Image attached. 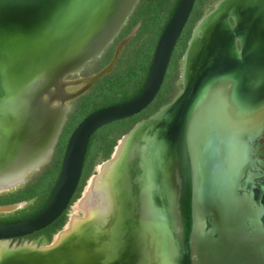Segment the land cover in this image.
Instances as JSON below:
<instances>
[{
    "label": "water",
    "instance_id": "1",
    "mask_svg": "<svg viewBox=\"0 0 264 264\" xmlns=\"http://www.w3.org/2000/svg\"><path fill=\"white\" fill-rule=\"evenodd\" d=\"M137 2L0 0V192L47 162L68 101L110 72L135 30L102 69L65 77L101 55ZM194 2L177 0L141 89L90 112L72 130L42 208L0 222V264H264V202H256V188L244 180L251 142L264 128V0H218L204 13L182 55L181 90L137 121L100 163L117 161L112 177L130 194L116 203L117 240L107 251L90 235L56 240L65 225L47 244H10L70 206L94 131L151 103ZM20 205H0V212Z\"/></svg>",
    "mask_w": 264,
    "mask_h": 264
},
{
    "label": "trees",
    "instance_id": "2",
    "mask_svg": "<svg viewBox=\"0 0 264 264\" xmlns=\"http://www.w3.org/2000/svg\"><path fill=\"white\" fill-rule=\"evenodd\" d=\"M207 1L208 0H199V3L197 4V6L198 5L200 6L201 4H203ZM217 1L218 0H211L208 3V6L206 7V10L204 12L209 11ZM164 2H165V0H138V2L136 3V6L134 7L131 15L127 19V23L129 22L127 24L128 26H125V28L122 30L121 35L128 33L129 30L132 28V26L136 22H140V25L142 28L143 24H146L151 18H153L155 16V13H156L155 10L159 6H162V4ZM176 2H177V0L172 1L171 5L168 9L166 19L164 20L163 24L161 25V28L157 34L156 39L161 34L165 24L167 23L170 15L172 14L173 9L176 5ZM197 6L195 7V12L197 10ZM194 24L195 23H193V25ZM191 28H192V26H191ZM190 29H189L188 33L186 34L187 26L185 27L184 39L181 42L179 50H177V52L175 54V58L173 61V74L169 77V79L172 83V88H173L172 92L169 94V96L165 100L157 101L158 103L152 109H150V111H147L145 113H138L136 115L127 117L126 118L127 120L124 119L127 121V124L123 129L110 130V131L104 133L95 143L96 146L94 148L93 153H91V155L89 154L90 156H88L87 154H88L91 142H88L87 152L85 154V159H84L83 167H82L81 178H80L78 187L76 189V192L73 195L69 205H71V203L80 196L81 190L84 186V183L86 182V178L90 174H93V172H94V166L110 157V155L114 149V146L117 144V141L121 138V136L123 134H125L126 132H128L140 118L147 117L148 115H151L156 110H158V108L160 106L169 102L173 98V96L180 90L181 85L179 83L178 73L180 70L181 55L185 49L186 41L190 35ZM144 36H146V32L141 31V30L137 31L135 37L129 41L127 47L123 50V53H122V55L118 61V64L114 68V70L111 71L106 76H104V77L111 76V78H114V80H115L114 84H111V86L106 87V90L95 91V89L98 88V87H96V85L100 82V80H102V79H100L99 82L97 84H95L89 91L78 96L77 98H75L72 101L71 109L68 111V113L66 115V119L64 121L60 135L62 134L63 129H65V127H67V123H68L69 119L74 116V114H75L74 112L77 111V109H82L83 111H85V113L83 114V116L81 118H79L78 121L75 122L73 127H75L78 124V122L82 118H84L87 114H89L90 112H92V111H94L100 107H104L107 105H111V104H115V103L125 101V100L131 98L132 96H134V94H136L139 91L140 85H141L142 81L144 80L145 74L148 70L151 54H152V51L154 48V44L156 42V39H155L151 51L149 52V54L147 53V56L145 59V64H144L145 69L141 73V74L144 73L143 77L141 78V80H139L140 78L137 77L136 78L137 81L134 82L131 79V76L133 75L132 74V71L134 69L133 67H134L135 63H137L139 56L142 53L141 54L133 53V51L131 50V45L142 42L144 39ZM182 43H183V45H182ZM129 51H132L133 54H131ZM100 65H102V64H100ZM175 71H176V74H175L176 80H172ZM106 91L114 92L116 94L115 98L111 101H108V102L95 101L96 103L94 105H92V107H90V108L86 107V102H85L86 99L100 96V93H104ZM73 129H71L70 132L67 133L68 136L70 135V133L72 132ZM60 135H59V138H60ZM57 142H58V140H57ZM57 142H56V145H57ZM64 149H65V147H64ZM51 157H52V155L50 156L48 161L46 163H44L37 171L30 173L27 176L25 182L22 183L21 185H19L17 188L0 193V205L13 204V203L21 202V201L27 202V205L23 206L20 209H17L13 212L0 214V222H10V221H16V220L24 219L26 217L33 215L39 209L42 208V206L45 204L46 199L48 198V196L51 192L53 184H54L56 177L58 175L60 165H61V160H62V156H61L59 163L56 164L55 170L52 172V174L53 173L54 174L52 175L51 178H49L50 180H45V178L48 177L50 174V170H49L50 162H49V160L51 159ZM48 181H49V183H48ZM45 183H48L47 191H44ZM43 192H44V194H43ZM42 194H43V196H42ZM65 212L61 216H59L55 221H53L50 225L39 230L38 232L31 234L30 236L32 237V236H36L38 234H42L43 238L38 240V242L45 243V244L49 243L52 239L53 234L56 233L59 229H61L62 226L65 224L66 219H67Z\"/></svg>",
    "mask_w": 264,
    "mask_h": 264
},
{
    "label": "rangeland",
    "instance_id": "3",
    "mask_svg": "<svg viewBox=\"0 0 264 264\" xmlns=\"http://www.w3.org/2000/svg\"><path fill=\"white\" fill-rule=\"evenodd\" d=\"M172 1L173 0H165V2L162 4V6H159L155 10L156 13H155V16L153 18H151L146 24H143L142 28H141V25L139 26V28H138L137 31L141 30V31L146 32V36H144V39L142 41L143 45H145V46L143 48V53L139 56V59H138L137 63H135V65H134L133 68H139V67L140 68H144V64H145V59H146L147 53L150 51V49H152L154 40L157 37V34H158V32H159V30L161 28V25L163 24L164 20L166 19V16H167V13H168V9H169ZM210 1L211 0H208L207 2L201 4L200 6L199 5L197 6V4L199 3V0H195L194 5H193V8H192V11H191V13H190V15L188 17V20H187L184 28L182 29V32H181L180 36L178 37V40H177V42H176V44L174 46V51L172 53V56H171L169 65H168V67L166 69V72H165V75H164V80L162 81V85H161L158 93L156 94L155 98L153 99V101L146 108H144L140 113H145L147 111H150V109H152L158 103L157 101H159V100H165L169 96V94L172 92V89L173 88H172V83H171L169 77L173 74V61H174V58H175V54H176L177 50H179V47L181 45V42L184 39L185 27L187 26V32H186V34H187L188 31H189V29L192 26V28L190 29V35H191L192 29L194 28V26L197 23V21L200 19V17L204 13H206L204 11L206 10V7L208 6V3ZM196 6H197V10L195 12V7ZM193 23H195V24L193 25ZM182 45H183V43H182ZM175 74H176V71H175V73L173 75V79L172 80H176ZM136 78L137 77H135V76L134 77L131 76V79L134 82L137 81ZM178 78H179V73H178ZM98 82L99 81H97L96 84ZM114 82H115V80H114V78H111V76L104 77L96 85V87H98V88L95 89V91H98V90H106V87L111 86V84H114ZM115 95L116 94L114 92H110V91H106L104 93H100V96L86 99V101H85L86 102V107L87 108L92 107V105H94L96 103L95 101H98V102H108V101H111V100H113L115 98ZM74 113H75L74 116L69 119V121L67 123V127H65V129H63L61 135L59 134L60 135V138L58 137L57 145L55 144L56 146L54 147L53 152L51 154L52 157L49 160V162H50V167H49L50 174H49L48 177L45 178V180H50L49 178H51L52 175L54 174V173L52 174V172L55 170L56 164H58L59 161H60V157L63 154L64 147H65L66 142H67L68 137H69L67 133H69L71 129L75 128V127H73V125L75 124L76 121L79 120V118H81L83 116V114L85 113V111H83L82 109H77V111H75ZM124 119H126V118H124ZM124 119L112 121L110 123H107V124L101 126L97 130H95L94 133L91 135V137L89 139V142H91V143H90V147H89V151H88V154L87 155L90 156L91 153H93L94 148L96 146L95 143L97 142V140L104 133H106V132H108L110 130L123 129L126 126V124H127V121H126L127 119L126 120H124ZM241 136H242V133L241 132H238L237 133V141L239 143H240V140H241ZM86 152H87V150H86ZM50 156H49V158H50ZM96 173H97V171L94 170L93 174H96ZM91 175L92 174H90L86 178V182L84 183V186H83V188L81 190L80 196L77 199H75L71 203L70 207L68 208V211H67L68 214H67L66 222L69 220L70 215L74 211L73 210L74 205L82 197L84 188H85V186L87 184V181L91 177ZM48 183H49V181H48ZM48 183H45L44 191H47V188H48L47 185H48ZM43 194H44V192H43ZM43 194H42V196H43ZM19 203L21 205L17 209H20L23 206H26L27 205V202L26 201H21ZM243 205L244 206H247L246 207L247 209L248 208L249 209L251 208V205L249 204L248 201H246ZM17 209H15V210H17ZM15 210H13V211H15ZM13 211H10V212H13ZM4 213H9V212H0V214H4ZM79 213L82 214L81 212H79Z\"/></svg>",
    "mask_w": 264,
    "mask_h": 264
},
{
    "label": "bare ground",
    "instance_id": "4",
    "mask_svg": "<svg viewBox=\"0 0 264 264\" xmlns=\"http://www.w3.org/2000/svg\"><path fill=\"white\" fill-rule=\"evenodd\" d=\"M122 143L117 147V153L122 148ZM114 164H117V161L96 165L97 174L92 175L87 181L82 197L74 205V211L64 230L55 236L56 240H61L65 234L70 236L80 233L85 238L90 235L92 241L102 240L99 247L106 251L111 247L113 240H117L116 226L119 224L120 211L117 210L116 203L122 195L127 198L130 194L124 191L121 183H115L112 177ZM134 245L132 242L131 250L134 249ZM2 248L3 245L0 244V252Z\"/></svg>",
    "mask_w": 264,
    "mask_h": 264
},
{
    "label": "flooded vegetation",
    "instance_id": "5",
    "mask_svg": "<svg viewBox=\"0 0 264 264\" xmlns=\"http://www.w3.org/2000/svg\"><path fill=\"white\" fill-rule=\"evenodd\" d=\"M136 6V5H135ZM134 9V8H133ZM133 11V10H132ZM132 13V12H131ZM131 13H130V15H131ZM129 15V16H130ZM129 16L127 17V19L129 18ZM127 19H126V21L124 22V24L120 27V29H119V31H118V33H117V35L112 39V41L109 43V44H107L106 46H105V48H104V50H103V52L101 53V55L99 56V57H96V58H94V59H92V60H90V61H88V62H86L85 64H84V66H83V68H82V70L79 72V73H77V74H72V75H68V76H66L65 77V79H69V80H73V79H76V78H79V77H88V76H90V75H92V74H94V73H96L97 71H99L100 69H102L106 64H108L109 63V61L112 59V57H113V55H114V53H115V51H116V48H117V46L119 45V43L123 40V39H125L129 34H131L132 33V31L133 30H135V33L131 36V37H129L128 39H127V41L122 45V47H121V50H120V53H119V56H118V58H117V60H116V62H115V64H114V66L112 67V69L110 70V72L111 71H113L114 70V68L116 67V65L118 64V61H119V59H120V57H121V55H122V53H123V50L127 47V45H128V43H129V41L132 39V38H134L135 37V35H136V32H137V30H138V28H139V26H140V22H136L133 26H132V28L129 30V32L128 33H126V34H124V35H121V33H122V30L125 28V26H128L127 24L129 23H127ZM192 33V32H191ZM180 36V35H179ZM191 36V35H190ZM190 36L188 37V39H187V41H186V46H187V42H188V40H189V38H190ZM159 37V36H158ZM158 39V38H157ZM157 39H156V42H157ZM178 40V39H177ZM156 42H155V44H154V48H155V45H156ZM177 42V41H176ZM176 44V43H175ZM144 46L145 45H143V43L142 42H139V43H137V44H133V45H131V50L133 51V53H138V54H141V53H143V48H144ZM186 46H185V49H186ZM154 48H153V51H154ZM185 49H184V51H185ZM132 51H129L131 54H133L132 53ZM150 51H151V49H150ZM149 51V52H150ZM153 51H152V54H151V58H152V55H153ZM173 51H174V48H173ZM173 51H172V53H173ZM184 51H183V53H184ZM149 52H148V54H149ZM172 53H171V56H172ZM183 53H182V55H183ZM130 54V55H131ZM182 55H181V61H180V70H179V83H180V85H181V77H180V74H181V68H182ZM171 56H170V59H171ZM151 58H150V62H151ZM170 59H169V62H170ZM102 62V63H101ZM100 64H102V65H100ZM100 65V66H99ZM168 65H169V63H168ZM149 66H150V63H149ZM168 67V66H167ZM95 69V70H94ZM144 69H145V66H144V68H134L133 69V71H132V76L134 77H139L140 79L139 80H141V78L143 77V75H144V73L143 74H141L143 71H144ZM148 69H149V67H148ZM109 72V73H110ZM147 72H148V70H147ZM147 72H146V74H145V78H146V75H147ZM108 73V74H109ZM107 75V74H106ZM106 75H104V76H106ZM103 76V77H104ZM102 77V78H103ZM101 78V79H102ZM145 78H144V80L142 81V83H141V85H140V88H139V90L141 89V87H142V84L144 83V81H145ZM163 80H164V78H163ZM99 81V80H98ZM96 83H94L91 87H89L87 90H85V92H87V91H89L94 85H95ZM162 85V84H161ZM79 87V85H69V86H67V89L68 90H74V89H76V88H78ZM161 87V86H160ZM181 88H182V85H181V87H180V90H181ZM179 90V91H180ZM178 91V92H179ZM84 92V93H85ZM177 92V93H178ZM83 93V94H84ZM158 93V92H157ZM176 93V94H177ZM175 94V95H176ZM82 95V94H81ZM135 95V94H134ZM174 95V96H175ZM156 96V95H155ZM173 96V97H174ZM77 98V97H76ZM155 98V97H154ZM173 99V98H172ZM171 99V100H172ZM74 100V99H73ZM73 100H70V101H68V104H69V110L71 109V105H72V101ZM170 100V101H171ZM153 101V100H152ZM151 101V102H152ZM168 103V102H167ZM166 104V103H165ZM164 105V104H163ZM161 107V106H160ZM159 109V108H158ZM68 110V111H69ZM68 111H67V113H68ZM142 111V110H141ZM140 111V112H141ZM157 111V110H156ZM139 112V113H140ZM67 113H66V115H67ZM138 114V113H137ZM153 114V113H152ZM136 115V114H135ZM148 116H150V115H148ZM147 116V117H148ZM147 117H142V118H140L139 120H142V119H144V118H147ZM138 120V121H139ZM251 144H252V150H251V166L250 167H248V169L246 170V173H245V177H244V180H245V182H246V186L248 187V188H250V189H252L253 187L254 188H256V190H257V196H256V202L258 203V204H260L262 201L264 202V128H263V130L261 131V133L260 134H258L254 139H253V141L251 142ZM82 174V173H81ZM18 187V186H17ZM17 187H15V188H17ZM15 188H13V189H15ZM11 190V189H10ZM6 191H9V190H6ZM3 192H5V191H3ZM1 193V192H0ZM22 207V206H21ZM70 207V206H69ZM68 207V208H69ZM68 208H67V210H65L64 212H65V214H66V216H67V211H68ZM63 212V213H64ZM62 213V214H63ZM61 214V215H62ZM60 215V216H61ZM65 224H66V222H65ZM64 224V225H65ZM63 225V226H64ZM62 226V227H63ZM62 229V228H61ZM60 230V229H59ZM58 230V231H59ZM57 231V232H58ZM38 232V231H37ZM56 232V233H57ZM35 233V232H34ZM33 234V233H32ZM55 234V233H54ZM54 234H53V236H54ZM31 235V234H30ZM30 235H27V236H24V237H19V238H15V239H13V240H11V242H10V244L11 243H15V245H18V244H22V243H24V242H26V243H29V244H36V245H41V244H45V243H41V242H38V240H40V239H42L43 238V235L42 234H38V235H36V236H30ZM53 236H52V238H53ZM52 240V239H51Z\"/></svg>",
    "mask_w": 264,
    "mask_h": 264
}]
</instances>
